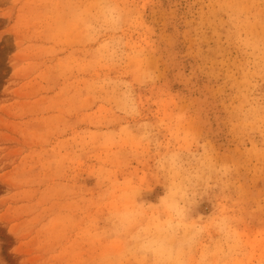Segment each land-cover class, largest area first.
<instances>
[{
  "label": "rangeland",
  "instance_id": "374dc122",
  "mask_svg": "<svg viewBox=\"0 0 264 264\" xmlns=\"http://www.w3.org/2000/svg\"><path fill=\"white\" fill-rule=\"evenodd\" d=\"M123 2L136 13L131 59L113 72L92 67L73 20L94 0H0V260L115 264L122 242L98 233L119 190L143 185L155 203L164 189L150 153L90 85L145 64L158 79L137 90L144 117L238 168L242 244L220 264H264V136L242 133L234 116L248 89L264 96V0Z\"/></svg>",
  "mask_w": 264,
  "mask_h": 264
},
{
  "label": "clouds",
  "instance_id": "9594fccd",
  "mask_svg": "<svg viewBox=\"0 0 264 264\" xmlns=\"http://www.w3.org/2000/svg\"><path fill=\"white\" fill-rule=\"evenodd\" d=\"M135 15L123 0H94L76 11L73 20L80 38L93 50L92 67L106 65L115 72L130 61L127 32ZM243 47L252 49L250 44ZM157 79L155 70L140 64L127 76L110 73L90 85L128 124L126 131L140 148L150 153L155 186L164 189L153 203L141 198L143 185L121 188L98 235L122 242L115 264H220L242 244L243 217L233 194L238 168L197 137L165 139L162 126L144 117L137 90ZM234 116L242 133L264 136V96L248 89ZM102 139L119 137L105 134ZM205 201L212 209L208 214L199 211Z\"/></svg>",
  "mask_w": 264,
  "mask_h": 264
}]
</instances>
